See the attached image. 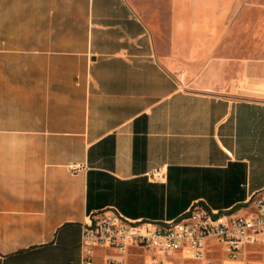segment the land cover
I'll use <instances>...</instances> for the list:
<instances>
[{"label":"crops","instance_id":"0c3cea01","mask_svg":"<svg viewBox=\"0 0 264 264\" xmlns=\"http://www.w3.org/2000/svg\"><path fill=\"white\" fill-rule=\"evenodd\" d=\"M259 6L0 0V264H80L82 224L114 209L155 223L195 202L253 213L264 196ZM158 168L164 183L147 178ZM134 252L98 250L94 264Z\"/></svg>","mask_w":264,"mask_h":264},{"label":"built area","instance_id":"2783aa9c","mask_svg":"<svg viewBox=\"0 0 264 264\" xmlns=\"http://www.w3.org/2000/svg\"><path fill=\"white\" fill-rule=\"evenodd\" d=\"M81 164L69 169L78 171ZM153 182L164 183L165 171L154 169L147 174ZM253 213L233 215L192 203L176 218L155 223L130 220L117 210L99 214L81 226L80 264H94L95 252L110 251L117 256L148 254V264H165L177 250L183 258L199 264H211L208 254H222V264H251L248 247L264 235V196L253 200ZM218 250H214L213 248ZM102 264H128L125 260L105 257Z\"/></svg>","mask_w":264,"mask_h":264},{"label":"rangeland","instance_id":"374dc122","mask_svg":"<svg viewBox=\"0 0 264 264\" xmlns=\"http://www.w3.org/2000/svg\"><path fill=\"white\" fill-rule=\"evenodd\" d=\"M259 3V19H260V31L264 32V0H258ZM264 35V34H263ZM253 96L257 98H264V89L262 85H260L259 89L253 94ZM249 249V254H248V259L251 261V264H264V235L260 236V239L257 243H255V246L253 247H248ZM146 256L148 254L144 253V255L140 256L139 258H132L129 257L128 261L129 263H134V264H141ZM175 261L176 264H197V262L194 261H189L186 259H176Z\"/></svg>","mask_w":264,"mask_h":264}]
</instances>
